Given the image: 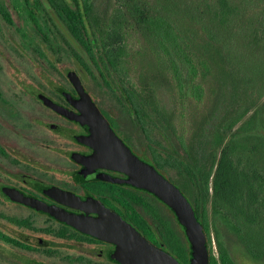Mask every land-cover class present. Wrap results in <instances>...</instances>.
I'll list each match as a JSON object with an SVG mask.
<instances>
[{
  "label": "flooded vegetation",
  "instance_id": "1",
  "mask_svg": "<svg viewBox=\"0 0 264 264\" xmlns=\"http://www.w3.org/2000/svg\"><path fill=\"white\" fill-rule=\"evenodd\" d=\"M11 2L13 13L0 1V17L28 43L16 50L22 55L31 48L30 58L46 71L22 79L11 66V82L0 76V264H125L115 257L113 241L60 219L53 210L86 218L116 214L180 264H190L191 248L173 209L130 182L125 171L97 159L95 147V138L106 135V123L133 154L170 180L166 171L174 169H163L156 159L181 150L177 132H164L157 110L134 107L144 106V98L115 84L108 63L92 52L94 60L76 41L49 0ZM67 57L90 79L73 69L61 74L57 63ZM179 232L190 249L187 263L174 251Z\"/></svg>",
  "mask_w": 264,
  "mask_h": 264
},
{
  "label": "trees",
  "instance_id": "2",
  "mask_svg": "<svg viewBox=\"0 0 264 264\" xmlns=\"http://www.w3.org/2000/svg\"><path fill=\"white\" fill-rule=\"evenodd\" d=\"M117 1L114 24L95 38L89 32L95 26L89 0L82 4L49 0L76 41L91 56L97 52L105 66L119 64L116 48L123 41L121 25L129 21L165 57L181 93L200 100L202 82H210L214 97L204 118L207 127L200 152L192 158L178 134L181 150L156 162L163 169H174L170 180L203 225L209 264H233L215 223L217 253L213 252L209 207L212 221L218 220L227 233L235 235L251 259L264 260V0ZM123 91L137 93L130 86H123ZM134 107L156 109L147 101ZM162 125L167 126V134L175 131L167 121ZM207 149L210 165L204 171ZM174 251L188 262L190 249L180 232Z\"/></svg>",
  "mask_w": 264,
  "mask_h": 264
},
{
  "label": "rangeland",
  "instance_id": "3",
  "mask_svg": "<svg viewBox=\"0 0 264 264\" xmlns=\"http://www.w3.org/2000/svg\"><path fill=\"white\" fill-rule=\"evenodd\" d=\"M0 1L13 13L11 0ZM79 2L82 4V0H79ZM89 2L95 21L94 27L89 26V32H93L92 36L99 38V32L108 27V24H114L112 19L118 1L89 0ZM13 16L17 24L24 25L20 17L15 14ZM121 27L123 41L116 48L119 64L114 68L108 63L111 69L107 70L109 69L107 68L106 70L112 72L115 84H121L122 82V84L132 87L149 105L156 108L155 110L162 114V119L174 126L177 135L182 134L189 147L191 157L195 158L201 150L200 147L203 146L201 135L207 127L204 118L209 114L211 101L214 97L209 88L210 82L208 80L207 83L202 82L203 93L200 100H196L190 93H181L173 70L168 66L165 57L151 48L140 30L131 25V22H123ZM66 38L71 40L72 45L77 46L78 50H83L68 32ZM20 45H28V43L22 38L20 31L14 25L5 22L0 17V76L4 81L11 82L12 80L11 66L16 67L17 76L22 79L30 78V74L42 77L46 71V65L36 61L33 62L30 58L32 56L30 53L31 48H25L24 53L20 55L16 50V46ZM82 53L86 57V53L83 51ZM12 62H15V65H12ZM100 64L103 67L101 62ZM57 67L61 74H64L65 70L73 69L82 79H90V75L73 58H65L61 63H57ZM53 75L58 74L53 73ZM87 83H90V81ZM215 87L218 92V86L215 85ZM204 153L206 154L202 160H204L203 170L205 171L210 165V150L207 149ZM168 174L172 177L175 176L171 171H166V175ZM208 214L214 253H217L213 230L215 223L220 230L219 239L227 246L233 264H264V260L251 259L242 245L238 243L235 235L227 233L223 226L219 225L218 220L212 221L210 207L208 208Z\"/></svg>",
  "mask_w": 264,
  "mask_h": 264
},
{
  "label": "water",
  "instance_id": "4",
  "mask_svg": "<svg viewBox=\"0 0 264 264\" xmlns=\"http://www.w3.org/2000/svg\"><path fill=\"white\" fill-rule=\"evenodd\" d=\"M103 125L106 135L101 136L102 140L95 138L97 159L125 171L130 182L151 191L170 206L190 245V264H209L203 225L197 219L186 196L152 164L133 154L106 123ZM52 212L68 223L113 241L117 246L115 257L125 264H180L171 254L152 245L132 225L116 214L101 212L96 218H86L62 211Z\"/></svg>",
  "mask_w": 264,
  "mask_h": 264
}]
</instances>
